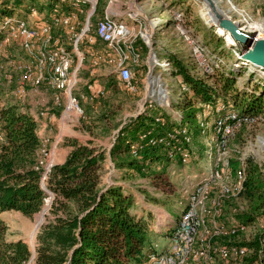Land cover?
Listing matches in <instances>:
<instances>
[{"label": "built area", "instance_id": "2783aa9c", "mask_svg": "<svg viewBox=\"0 0 264 264\" xmlns=\"http://www.w3.org/2000/svg\"><path fill=\"white\" fill-rule=\"evenodd\" d=\"M115 3L116 0H0V72L6 83L13 86L8 94L13 103L0 104V109L18 105L22 113L35 120L40 142L35 170L41 171L43 189L54 166L48 162L50 141L40 134L46 128L42 121L50 109L38 115L27 111L24 106L31 96H38L44 90L51 92L48 103L52 110L61 109V122L65 116L70 117L69 122L72 117L83 114L81 100L93 101L105 95V87L100 82L102 72L115 74L126 91L137 95L140 89L136 69L142 72L147 68L143 107L135 119L145 112L146 104V108L154 107L148 97L156 95L161 109L170 106L162 76H151L155 68L169 76L175 70L169 58H159L153 49L155 31L167 22L158 15L147 21L148 29L136 32V25L142 29L145 21L141 10L140 13L124 12L119 17L113 9ZM130 4L134 5V1ZM170 21L186 50L194 75L215 89L220 87L216 84L220 74L242 71L245 75V70L257 69L244 61L239 48L227 40L234 58L232 62L204 44L187 25L183 11H170ZM237 23L243 31L249 32L250 27ZM148 33H151L149 39ZM255 33V41L264 38L262 26ZM144 51H147L146 57ZM83 71L88 74L87 80L81 77ZM176 78L180 79V93L188 91L182 79ZM83 81L86 96L78 92ZM159 85L165 89L166 96L159 97L156 93ZM198 108L197 126L200 135L205 136L204 154L208 166L203 169L202 165L201 173H192L184 179L180 189L183 199L180 215L165 234L168 245L162 251L150 245L137 264H260L261 251L252 260L256 253L248 244L254 236L264 232V218L257 217L249 225L240 219L245 207L236 202L245 190L247 164L241 161L239 168L231 173L229 145L243 127L264 118L243 113L229 97L199 104ZM174 119H181L179 112ZM154 120L164 128L163 118L155 116ZM1 127L0 123V143L5 141ZM193 142V131L186 126L164 133H156L151 128L129 143V153L140 160L146 147H160L167 151L170 162L178 161L186 167L194 159ZM249 230L252 233L247 237Z\"/></svg>", "mask_w": 264, "mask_h": 264}, {"label": "trees", "instance_id": "16d2710c", "mask_svg": "<svg viewBox=\"0 0 264 264\" xmlns=\"http://www.w3.org/2000/svg\"><path fill=\"white\" fill-rule=\"evenodd\" d=\"M171 23L168 21L166 25ZM169 59L175 69L172 75L179 76L188 87L172 103L181 119L175 120L165 112L156 115L147 112L122 126L110 150V158L121 172H136L142 177L145 165L169 161L167 151L160 147H146L140 160L131 157L129 143L148 129L164 133L186 126L192 129L193 138L199 136V104L229 97L243 113L264 118V79L258 80L250 93L240 92L237 77L244 73L233 71L220 74L216 82L220 87L215 89L194 75L186 65L189 59L185 62L175 55ZM155 116L165 120L164 128L155 122ZM0 123L5 137L0 143V264H137L144 257L150 223L145 215L135 212V197L125 186L115 182L105 190L102 185L105 150L92 146L91 141L81 144L75 139L68 140L69 154L62 164L52 167L43 189L41 171L35 170L40 151L35 120L11 105L0 109ZM87 131L92 133V127ZM248 165L242 195L247 206L240 215L247 225L257 217L264 218L263 178L257 168ZM239 166L238 160H232L231 173ZM46 190L53 195L50 207L53 219L41 227L32 260L33 252L25 242L6 239L7 226L1 214L14 211L32 217L45 206ZM248 245L256 253L252 260L261 251L260 264H264V232L254 236Z\"/></svg>", "mask_w": 264, "mask_h": 264}, {"label": "rangeland", "instance_id": "374dc122", "mask_svg": "<svg viewBox=\"0 0 264 264\" xmlns=\"http://www.w3.org/2000/svg\"><path fill=\"white\" fill-rule=\"evenodd\" d=\"M129 1L131 3L133 0H123V2L126 3ZM215 1L218 7L226 13L227 16L240 22L242 26H246L247 28L250 26H259V30L262 26L264 30V0ZM142 8H145V11ZM140 10L145 21L142 29L136 25V32L140 30L144 31L145 27L148 29L147 21L151 20L152 17L160 14L166 22L170 19V12L168 11L180 10L185 14L187 25L191 27L193 32L204 44L214 51L225 55L227 62H232L234 60L229 47L226 45L227 39L209 23L211 15L210 13L207 14L208 10L206 5H204L201 0H135L134 5H124L121 9L123 13H134ZM218 39L220 41H218ZM153 42L154 52L158 57H161V59L164 57L170 58L171 55H175L182 61H187V53L185 54L184 49H182L183 44L176 37L173 26L164 25L158 31H155ZM163 44L166 46L164 47ZM146 53L147 51H144V57H146ZM188 61L186 65L193 71V66ZM257 69L253 72L250 71L251 73L245 70V75L243 74L237 77V88L240 92L246 91L250 93L256 86L255 83H257L258 80L264 79V71L260 70L258 67ZM147 73V68L143 69L142 72L136 73V80L140 89L139 94L136 95L126 91L115 74L102 72L100 82L102 86L105 87V95L93 101L88 99L81 100L83 114L81 116L72 117L66 125L64 124L70 117L67 116L65 118L64 123L62 122V127L60 124V133L63 137L61 145L66 147L67 141L74 139L81 144H87L91 141L93 143L92 146L102 148L106 151L107 160L104 164L102 173V185L106 186L109 183L120 182L127 188L135 197V212L145 215L150 223L151 231L149 233L147 245L153 246L157 251H162L168 245L169 240L166 236L159 234L166 232L165 228L172 218L175 220L179 217L180 209L182 208L181 203L183 202L180 193L182 182L187 175L189 176L192 174L190 172L185 174L180 163L173 164L175 162L162 161L145 165L144 176L141 177L136 172L124 173L116 169L110 158V150L115 142L113 141L114 137L111 132L116 130L120 125L124 126L134 121V116L137 115L140 108L143 107L144 80ZM159 75L162 76L161 83L169 92L167 101L170 106L163 108L164 110L159 108L157 105H159L160 100L154 95L147 99L155 104H152L154 107L146 108V104L144 113L150 112L156 115L159 112H165L174 118L179 110L173 107L172 103L178 99V94L181 92L180 82H178L180 79L176 78L177 76L175 75L169 76L162 74L159 68H155L153 72H151V76L155 78H158ZM81 77L87 80V72L83 71ZM12 88V84L6 83L0 72V104L8 105L13 103L11 97L8 96ZM165 89L161 85L158 87L156 93L159 97L166 96ZM78 92L86 96L87 89L84 85V81L78 87ZM45 100L47 101L43 104H36V102H38V98L36 97L33 100V102H35L34 104L31 103L30 100L29 103L25 104L24 108L27 111H31L34 115L40 114L45 111V109H50V111L47 112L48 116L54 114L56 119H58L61 109L56 108V110H52L50 103H48V100L51 99L48 98ZM99 119H102V121H99ZM53 125V128L56 127L55 124ZM89 126L92 127V133L87 131ZM57 132L58 131H54L53 133L56 134ZM204 139L205 136L200 135V133L199 136H194L193 143L198 150L195 154L197 159L193 160V163L195 162L200 165V171L196 170L194 173H201L202 165H204L203 169L208 166L204 154ZM62 146H58V152H56L53 160L51 158V152L48 160L49 163L54 164V162L57 163L61 160V153H64L65 150ZM48 149L50 150L49 146ZM229 155L231 157L230 161H244L247 165L251 164V166L257 168L263 178L261 184L264 188V120L243 127L238 133V136L231 141L229 145ZM189 168H191V166H189ZM47 193L48 198L46 199L47 202L45 201V206L32 217H26L14 211L1 214V219L7 226L6 239L8 241L22 240L29 246L32 252L34 251L41 227L46 224L48 220L53 219V216L50 214L53 195L48 191ZM236 204L243 207L247 206L243 198L238 200ZM166 211L171 214L172 218L167 216ZM165 217L168 218L165 219ZM251 233V230H249L245 236H251ZM30 264H32V262Z\"/></svg>", "mask_w": 264, "mask_h": 264}, {"label": "water", "instance_id": "95a60500", "mask_svg": "<svg viewBox=\"0 0 264 264\" xmlns=\"http://www.w3.org/2000/svg\"><path fill=\"white\" fill-rule=\"evenodd\" d=\"M211 15L209 23L215 27L217 31H223L229 34L233 39V46H237L242 53V59L248 61L254 66L264 69V38L255 41V32L243 31L240 25L231 17L227 16L217 5L215 0H201ZM223 37V36H222ZM111 184L105 186V190ZM104 191V190H103ZM35 249L33 251V258Z\"/></svg>", "mask_w": 264, "mask_h": 264}, {"label": "crops", "instance_id": "0c3cea01", "mask_svg": "<svg viewBox=\"0 0 264 264\" xmlns=\"http://www.w3.org/2000/svg\"><path fill=\"white\" fill-rule=\"evenodd\" d=\"M132 1V0H131ZM134 2H135V0H133ZM107 3V2H106ZM124 5H130V1L129 2H123V0H116V3L113 5V9H114V11L117 13V15L120 17V16H123V12L121 11V9H122V6H124ZM144 11H145V8H142ZM168 12H170V11H168ZM159 16H161L160 14H159ZM163 18V17H162ZM168 21H170V19L168 20ZM168 21H166V22H168ZM166 25V24H165ZM171 25H172V23H171ZM163 46L165 47L166 45L165 44H163ZM182 49H184V46L182 47ZM172 52V51H171ZM184 52H185V54H186V50L184 49ZM173 53H174V51H173ZM158 56V55H157ZM163 57V56H162ZM159 58H161V57H159ZM164 58H166V57H164ZM134 67V66H133ZM136 70H139V69H136ZM137 72H140V70L139 71H137ZM137 81V80H136ZM38 98V103H45L47 100H45V99H51L52 98V93L51 92H48V91H46V90H44L43 91V93H41V94H39L38 96H31V98L28 100V103L30 102V100H31V103H35V102H33V100H34V98ZM44 97H45V99H44ZM49 102H50V100H48ZM37 103V102H36ZM1 105H6V104H1ZM61 114H60V116H59V118L58 119H56V117L54 116V114H51L50 116H48V113L46 114V116L43 118V121L42 122H44V123H46V128L45 129H43L42 131H41V135L43 136V137H46V138H48L49 139V147H50V151L52 152V156H51V158H52V160H53V157L55 156V154H56V152H58L57 150H58V146L59 147H61L62 145H61V142H63V140H62V136H61V131H60V124H61V127H62V122H61ZM67 123H69L68 121L66 122V124ZM53 124H55V126L56 127H54L53 128ZM121 128H122V125H120L116 130H113L111 133H112V135H113V137H117L118 136V134H119V132H120V130H121ZM54 131H58L56 134L55 133H53ZM63 135V134H62ZM115 143V142H114ZM63 147V146H62ZM65 150H64V153H61V155H62V157H61V160H59L57 163H55L54 161V165H60V164H62L64 161H65V159H66V157H67V155L69 154V152H70V148L69 147H63ZM197 150H198V148L196 147V145L194 144V152H195V154L197 153ZM195 154H194V159L193 160H195V159H197V157H195ZM57 159V158H56ZM178 163H180V162H175V163H173V164H178ZM174 166V165H173ZM189 166H191V168H189ZM189 166H186V167H184L183 165H181V168H183V171L185 172V174H188L189 172L192 174V173H194L196 170H199L200 169V165L199 164H197V163H193V161H192V163H191V165H189ZM117 184H120V185H123L122 183H120V182H117ZM182 185L184 186V181L182 182ZM124 186V185H123ZM166 214H168L171 218H172V216H171V214L168 212V211H166ZM177 219V218H176ZM175 219V220H176ZM174 220V218H172L170 221H169V223H168V225L166 226V228H165V230L167 231L168 229H170V228H172V227H174V224H175V221ZM162 228V227H161ZM165 234H166V232H162V234H159V235H164L165 236ZM149 246L147 245L146 246V249H145V251H148V248ZM165 249V248H164Z\"/></svg>", "mask_w": 264, "mask_h": 264}, {"label": "bare ground", "instance_id": "6f19581e", "mask_svg": "<svg viewBox=\"0 0 264 264\" xmlns=\"http://www.w3.org/2000/svg\"><path fill=\"white\" fill-rule=\"evenodd\" d=\"M258 31H259V26H250V30H249V32H258ZM220 34L223 35V36L227 39V41H228L229 44H233V43H234L233 39L229 36V34L224 33V32L221 31V30H220ZM150 36H151V33H148V34H147V38L149 39ZM149 84H151V81H150V80H149ZM159 86H160V85H159ZM159 86H158V87H159ZM157 89H158V88H157ZM157 89H156V91H157ZM66 117H67V116L64 117V120H65ZM63 123H64V121H63ZM46 202H47V201H46ZM33 248H34V247H33ZM33 248H32V250H33Z\"/></svg>", "mask_w": 264, "mask_h": 264}]
</instances>
